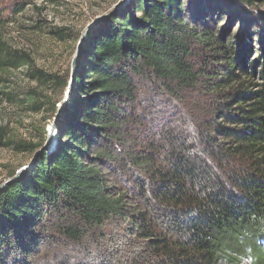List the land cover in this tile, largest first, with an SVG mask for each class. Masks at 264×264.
Returning <instances> with one entry per match:
<instances>
[{
  "label": "trees",
  "instance_id": "1",
  "mask_svg": "<svg viewBox=\"0 0 264 264\" xmlns=\"http://www.w3.org/2000/svg\"><path fill=\"white\" fill-rule=\"evenodd\" d=\"M192 2L135 0L89 32L55 149L0 188V264H36L50 238L98 239L112 217L127 221V264H238L249 254L264 264V27L248 19L234 36L191 14ZM243 33L258 42L252 58L250 45L239 48ZM21 63L37 80L70 81L34 68L0 34V70ZM23 102L57 112L49 96ZM45 139L42 127L26 150ZM117 157L127 165V213L99 164Z\"/></svg>",
  "mask_w": 264,
  "mask_h": 264
},
{
  "label": "rangeland",
  "instance_id": "2",
  "mask_svg": "<svg viewBox=\"0 0 264 264\" xmlns=\"http://www.w3.org/2000/svg\"><path fill=\"white\" fill-rule=\"evenodd\" d=\"M134 1L0 0V34L7 48L18 54L19 52L28 54L34 68L42 69L46 73L70 75V81L64 88L52 82L30 77V68L27 63L0 70V93L4 91L11 96L9 100L7 96L0 94V128L5 139H8L6 146L0 145V188L23 177L35 164L34 154L44 145H46L45 153L55 149L57 143L55 131L61 118L57 119V117L61 116L70 98L73 85V83L71 85L72 59L86 28L98 17L107 13H117L126 6L133 9ZM263 1L254 0L253 5H247L239 0H193L191 8L193 10L190 12L192 14L198 9L200 19L207 20L210 25H217L219 29L225 28L226 32L230 31L235 36L237 32L246 28L247 24H251L248 23V19L257 20L259 22L257 24L264 27ZM206 5H209L211 10H208ZM232 11H238L243 19L236 20ZM241 36L244 38L243 41L240 40L242 42H239V45L240 43L244 45L242 47L240 45L239 48L243 49L244 46L250 45L252 48L247 57L252 58L256 55L258 42L248 34L243 33ZM30 93L52 98L57 112L52 115L49 110H46L47 107L40 112L28 110L23 99ZM150 98L152 97L144 96V104H147V99ZM144 114V125L157 115L154 109ZM186 115L187 110L182 113V116ZM154 120L152 124L143 126L142 131L155 127ZM42 127L46 133L45 142L34 153H30L26 150L28 148L25 144L30 145L37 141ZM132 136L141 138L144 134L138 135V132H133ZM48 138L50 140L46 144ZM99 164L113 192L124 194L126 204L124 211L127 213L126 161L117 157V160H103L99 161ZM12 172L14 174L11 177L9 174ZM98 229V239H93V236L91 239L90 235H86L82 238L80 246L60 238H50L40 253L32 256V262L36 264H127L129 253L127 246H124L127 243V221H123L120 217H112ZM243 260L239 258L238 264H242ZM219 264L229 263L225 261Z\"/></svg>",
  "mask_w": 264,
  "mask_h": 264
},
{
  "label": "water",
  "instance_id": "3",
  "mask_svg": "<svg viewBox=\"0 0 264 264\" xmlns=\"http://www.w3.org/2000/svg\"><path fill=\"white\" fill-rule=\"evenodd\" d=\"M112 14H113V13H107V14L101 16V17H98L94 22H92V23L86 28L85 33L82 35L81 40H80V42H79V44H78V46H77V50H76V52H75V54H74V57H73V59H72L71 85H72V83H73V79H74L75 74H76V72H75V67L77 66L78 60H79V58H80V56H81V51H82V48H83V43H84V41H85V39H86V37H87L89 31H90L94 26H96V25H98L99 23L103 22L106 18H108V17L111 16ZM60 115H61V114H60ZM59 118H60V116L57 117V119H59ZM49 140H50V138L47 139V141H46L47 143H46V144H48ZM45 146H46V145H44L42 148H40V150H38V151L34 154V157H33L34 160H37V159L39 158V156L43 154V152L45 151ZM7 182H9V181H7ZM7 182H6V183H7Z\"/></svg>",
  "mask_w": 264,
  "mask_h": 264
},
{
  "label": "clouds",
  "instance_id": "4",
  "mask_svg": "<svg viewBox=\"0 0 264 264\" xmlns=\"http://www.w3.org/2000/svg\"><path fill=\"white\" fill-rule=\"evenodd\" d=\"M56 131H57V127H56ZM256 259L257 258L255 256L249 254V255L244 257V260L242 261V264H256Z\"/></svg>",
  "mask_w": 264,
  "mask_h": 264
},
{
  "label": "built area",
  "instance_id": "5",
  "mask_svg": "<svg viewBox=\"0 0 264 264\" xmlns=\"http://www.w3.org/2000/svg\"><path fill=\"white\" fill-rule=\"evenodd\" d=\"M57 138V131H55V139Z\"/></svg>",
  "mask_w": 264,
  "mask_h": 264
}]
</instances>
